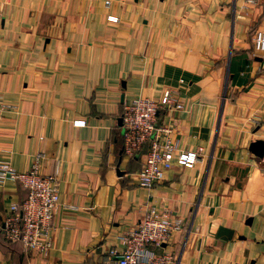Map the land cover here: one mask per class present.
Wrapping results in <instances>:
<instances>
[{"label":"crops","instance_id":"1","mask_svg":"<svg viewBox=\"0 0 264 264\" xmlns=\"http://www.w3.org/2000/svg\"><path fill=\"white\" fill-rule=\"evenodd\" d=\"M258 31L264 0H0V161L37 162L60 194L44 256L4 237L27 190L0 184V264H113L108 250L151 207L183 221L157 250L173 264H264V157L248 150L264 140ZM166 89L183 109L158 124L203 154L146 188L145 155L124 154L118 121Z\"/></svg>","mask_w":264,"mask_h":264},{"label":"built area","instance_id":"2","mask_svg":"<svg viewBox=\"0 0 264 264\" xmlns=\"http://www.w3.org/2000/svg\"><path fill=\"white\" fill-rule=\"evenodd\" d=\"M105 4L109 5V1ZM107 19L117 21L114 16ZM253 50L264 54V31L256 32ZM182 109L176 91L170 89L163 91L160 100L137 97L124 104L120 126L123 151L131 157L144 153L145 161L137 174L141 186L149 188L160 182L173 161L192 168L202 156V147L179 151L176 129L158 124L159 111ZM74 124L84 126L85 121L76 120ZM9 180L26 188L27 196L10 206L3 220V235L9 242L20 243L25 252L36 250L46 256L53 245V215L60 201L58 174H41L37 162L29 170L18 172L10 162L0 161V184ZM182 227V219L171 211L151 207L141 221L119 236V248H110L108 258L113 264H173V256L157 250Z\"/></svg>","mask_w":264,"mask_h":264},{"label":"water","instance_id":"3","mask_svg":"<svg viewBox=\"0 0 264 264\" xmlns=\"http://www.w3.org/2000/svg\"><path fill=\"white\" fill-rule=\"evenodd\" d=\"M229 71V67H228ZM223 107V106H222ZM222 109V108H221ZM222 111V110H221ZM119 126H121V118L119 119ZM248 150L255 156L259 158L264 157V140H255L249 144Z\"/></svg>","mask_w":264,"mask_h":264},{"label":"trees","instance_id":"4","mask_svg":"<svg viewBox=\"0 0 264 264\" xmlns=\"http://www.w3.org/2000/svg\"><path fill=\"white\" fill-rule=\"evenodd\" d=\"M18 244H20V243H18Z\"/></svg>","mask_w":264,"mask_h":264}]
</instances>
